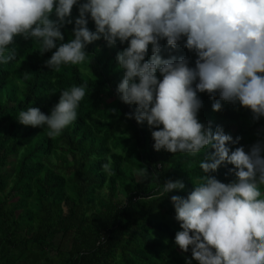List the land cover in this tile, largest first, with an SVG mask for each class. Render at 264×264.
<instances>
[{"label": "clouds", "instance_id": "obj_1", "mask_svg": "<svg viewBox=\"0 0 264 264\" xmlns=\"http://www.w3.org/2000/svg\"><path fill=\"white\" fill-rule=\"evenodd\" d=\"M17 37L38 42L41 55L55 49L44 61L55 72L84 64L93 42L126 44L115 55L123 70L116 94L135 105L126 118L146 122L155 151L203 157L188 162L189 168L198 163L203 175L190 178L187 195L170 196L179 224L174 244L191 253L185 264H264V139L247 151L233 149L241 137L198 117V93L209 95L213 111L225 102L250 110L254 122L264 117V0H0V64L16 60ZM181 48L195 54L194 66L175 54ZM86 88L84 81L62 90L50 115L33 106L16 119L55 139L77 120ZM222 165L232 166L227 183L212 174ZM102 169L114 174L111 156ZM134 173L150 175L147 166ZM185 188L181 179L166 180L157 199Z\"/></svg>", "mask_w": 264, "mask_h": 264}, {"label": "trees", "instance_id": "obj_2", "mask_svg": "<svg viewBox=\"0 0 264 264\" xmlns=\"http://www.w3.org/2000/svg\"><path fill=\"white\" fill-rule=\"evenodd\" d=\"M72 15H78L76 7ZM88 27L95 30L90 19ZM71 28L62 30L65 42ZM16 44V60L0 64V264H185L191 253L174 244L179 224L170 196L187 195L191 179L203 175L198 163L189 168L188 162L203 157L155 151L146 122L126 118L135 105L116 94L123 70L115 55L127 45L109 48L101 39L88 45L84 64L55 72L44 64L55 49L41 55L38 42L17 37ZM175 54L188 56L194 66L193 52L181 48ZM25 71L31 79H23ZM84 81L77 120L59 137L16 119L33 106L50 115L60 92ZM198 95L201 122L241 137L233 149L242 145L247 151L264 139V117L254 122L250 110L225 102L213 111L209 95ZM109 156L111 176L102 169ZM144 166L147 179L134 173ZM231 167L212 174L227 183L234 178ZM169 179L183 180L186 188L158 200Z\"/></svg>", "mask_w": 264, "mask_h": 264}]
</instances>
